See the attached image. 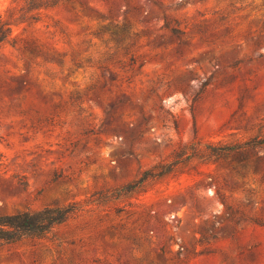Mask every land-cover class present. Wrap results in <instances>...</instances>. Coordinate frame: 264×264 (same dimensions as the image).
<instances>
[{
  "label": "rangeland",
  "instance_id": "rangeland-1",
  "mask_svg": "<svg viewBox=\"0 0 264 264\" xmlns=\"http://www.w3.org/2000/svg\"><path fill=\"white\" fill-rule=\"evenodd\" d=\"M0 44V214L79 201L0 264H264V0H70ZM211 144V145H208Z\"/></svg>",
  "mask_w": 264,
  "mask_h": 264
},
{
  "label": "trees",
  "instance_id": "trees-1",
  "mask_svg": "<svg viewBox=\"0 0 264 264\" xmlns=\"http://www.w3.org/2000/svg\"><path fill=\"white\" fill-rule=\"evenodd\" d=\"M70 0H21V6L11 10L10 16H15L19 22L36 21L42 10L64 4ZM12 30L9 20L0 18V44L11 39ZM264 140H258L255 136L233 144H224L220 147L211 146L207 152L199 148L200 140L181 144L170 158L161 160L151 167L143 170L140 176L133 181L127 182L115 188L110 196H97L96 202H102L109 197L126 195L129 192L139 189L142 183L150 178H155L169 173L178 163L193 156H205V158H218L231 153L244 146H257ZM211 145V144H208ZM83 210V204L79 201H70L62 205H46L38 209L26 208L9 214H0V244L18 241L28 237H43L49 234L53 228Z\"/></svg>",
  "mask_w": 264,
  "mask_h": 264
}]
</instances>
